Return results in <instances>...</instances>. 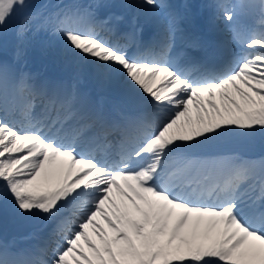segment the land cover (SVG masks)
<instances>
[{
  "label": "snow or ice",
  "instance_id": "snow-or-ice-1",
  "mask_svg": "<svg viewBox=\"0 0 264 264\" xmlns=\"http://www.w3.org/2000/svg\"><path fill=\"white\" fill-rule=\"evenodd\" d=\"M131 6L165 21L147 46L103 34L99 4L57 3L25 16L16 63L0 60V212L55 222L41 246L0 240V264H264V156L230 147L264 133V0L213 5L231 32L214 64L169 58L178 40L202 47L186 14ZM27 7L0 0V33ZM237 7L258 27L239 26ZM40 33L74 80L122 84L128 110L106 117L75 83L17 67Z\"/></svg>",
  "mask_w": 264,
  "mask_h": 264
},
{
  "label": "rangeland",
  "instance_id": "rangeland-1",
  "mask_svg": "<svg viewBox=\"0 0 264 264\" xmlns=\"http://www.w3.org/2000/svg\"><path fill=\"white\" fill-rule=\"evenodd\" d=\"M32 5L33 4H30V6ZM24 11L25 9L17 12L16 17L19 15H23ZM28 35L29 37H32L33 33L29 32ZM0 36L2 38V40H0V43H5V44H12L14 42L17 43L16 39H14L11 36H6L4 33H0ZM55 49H56L55 45H49L46 43L42 44L40 42L39 44L35 45L33 41V44L29 49L28 55L22 60L27 62L26 63L27 67L32 65L33 67H36L42 70L43 72L46 70L50 72L52 75H55L56 73L65 76L68 79L71 77L70 80L71 81L73 80L78 87H81L84 83L93 82V85L90 87L92 89H95L96 86L95 84L96 83L100 84L99 82L92 81V78L94 77L89 72L82 73L79 80H74L73 68L71 65L66 63L64 57L60 53H54V55L52 56L53 50ZM114 84L115 86L118 85V83L116 82ZM256 142H258L259 145L264 146V140L260 139V140H256ZM257 145L258 144H254L253 146H257ZM6 218L8 219V221L4 219V222L6 221L8 226L4 236H6L12 242L15 243L18 242L24 243L26 240H29L31 238L30 234L34 230L33 228L39 225V220H40L35 218H13L11 215L6 216ZM41 228H43V226Z\"/></svg>",
  "mask_w": 264,
  "mask_h": 264
},
{
  "label": "bare ground",
  "instance_id": "bare-ground-1",
  "mask_svg": "<svg viewBox=\"0 0 264 264\" xmlns=\"http://www.w3.org/2000/svg\"><path fill=\"white\" fill-rule=\"evenodd\" d=\"M50 84V83H49ZM118 91H120L119 89H117ZM193 111H194V113H195V109L194 108H191V112L193 113ZM193 113V114H194Z\"/></svg>",
  "mask_w": 264,
  "mask_h": 264
}]
</instances>
